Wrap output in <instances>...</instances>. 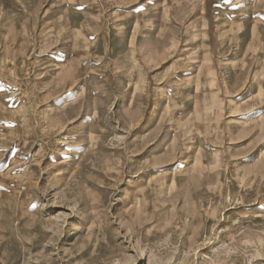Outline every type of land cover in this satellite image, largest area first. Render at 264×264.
<instances>
[{
    "label": "rangeland",
    "instance_id": "obj_1",
    "mask_svg": "<svg viewBox=\"0 0 264 264\" xmlns=\"http://www.w3.org/2000/svg\"><path fill=\"white\" fill-rule=\"evenodd\" d=\"M0 264H264V0H0Z\"/></svg>",
    "mask_w": 264,
    "mask_h": 264
}]
</instances>
